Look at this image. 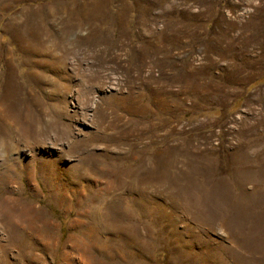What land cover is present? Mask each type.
I'll return each instance as SVG.
<instances>
[{"label":"rangeland","instance_id":"obj_1","mask_svg":"<svg viewBox=\"0 0 264 264\" xmlns=\"http://www.w3.org/2000/svg\"><path fill=\"white\" fill-rule=\"evenodd\" d=\"M250 4L0 0V264H264Z\"/></svg>","mask_w":264,"mask_h":264},{"label":"crops","instance_id":"obj_2","mask_svg":"<svg viewBox=\"0 0 264 264\" xmlns=\"http://www.w3.org/2000/svg\"><path fill=\"white\" fill-rule=\"evenodd\" d=\"M251 2L248 7L250 8H264V0H248Z\"/></svg>","mask_w":264,"mask_h":264},{"label":"bare ground","instance_id":"obj_3","mask_svg":"<svg viewBox=\"0 0 264 264\" xmlns=\"http://www.w3.org/2000/svg\"><path fill=\"white\" fill-rule=\"evenodd\" d=\"M56 92V91H55ZM257 125V124H256ZM65 130V129H64ZM65 132V131H64ZM232 145V144H231ZM2 156V155H1ZM8 158V157H7ZM261 166V165H260ZM40 169V168H39ZM22 213V212H21Z\"/></svg>","mask_w":264,"mask_h":264}]
</instances>
